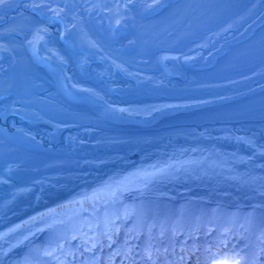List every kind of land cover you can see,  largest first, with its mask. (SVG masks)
Returning a JSON list of instances; mask_svg holds the SVG:
<instances>
[{
    "label": "bare ground",
    "instance_id": "1",
    "mask_svg": "<svg viewBox=\"0 0 264 264\" xmlns=\"http://www.w3.org/2000/svg\"><path fill=\"white\" fill-rule=\"evenodd\" d=\"M173 1L8 0L0 7V137L21 149L18 159L0 167V253L19 252L0 264H26L33 238L39 246H61V240L52 239L63 234L62 226L72 216L144 188L151 199L156 189L186 183L199 188L208 181L209 193L247 198L251 220L258 219L256 211L264 208V201H256V195L264 194V122L104 133L44 120L21 94L4 42L12 34L63 99L116 124L145 126L165 115L264 89V62L227 84L200 85L189 75L211 66L252 34L264 21V0H252L242 13L178 55L157 58L159 74L153 76L127 71L92 44L96 38L110 51L129 53L135 19H151ZM20 23L29 27L25 35ZM30 155L45 157L25 165ZM156 169L162 171L145 175ZM201 196L197 204L202 211L209 201ZM161 199L170 198L164 194ZM141 208L148 215L158 207L148 203Z\"/></svg>",
    "mask_w": 264,
    "mask_h": 264
},
{
    "label": "rangeland",
    "instance_id": "2",
    "mask_svg": "<svg viewBox=\"0 0 264 264\" xmlns=\"http://www.w3.org/2000/svg\"><path fill=\"white\" fill-rule=\"evenodd\" d=\"M193 182V181H192ZM208 183V181H206L205 183L202 181V185L199 187V188H196L190 184H184L183 186H178L176 185L177 187L175 189H172V190H169L168 188L167 189H164L165 192L167 194H169V196L171 198H177V199H186V198H190L191 197V194H195V193H204L205 195L207 194V190H206V187L205 185ZM175 184H177L175 182ZM144 190L146 189H143L142 190H139V191H142L141 193L144 194ZM188 190V191H187ZM160 191V190H159ZM131 191L127 192V194H130ZM126 194V193H124ZM213 197H216L217 198V201L218 199L221 200V202H223V204H228V205H231L232 207H241V205L244 204V201L245 200H240L238 196L236 197H229L227 195H219V193H215L212 195ZM262 195L259 194L258 197L260 198ZM216 200V199H215ZM78 215V214H77ZM32 243L34 244H38V240L33 238L31 240ZM8 251V250H7ZM16 251H8V252H2L0 253V263H6V261L9 259V257L12 256V254H14Z\"/></svg>",
    "mask_w": 264,
    "mask_h": 264
},
{
    "label": "snow or ice",
    "instance_id": "3",
    "mask_svg": "<svg viewBox=\"0 0 264 264\" xmlns=\"http://www.w3.org/2000/svg\"><path fill=\"white\" fill-rule=\"evenodd\" d=\"M160 2H161V0H154V5L160 4ZM7 3H8V0H0V7H3ZM154 5H150V7L154 6ZM117 23H119V21H117ZM153 168L155 169V166H153ZM160 171H162V169H156L155 171H153L151 173L145 172V175L146 176H154ZM0 182H3V181H0ZM258 239L260 240V244H261V247L259 248V252H264V229L261 230ZM225 247H227L226 244H225ZM249 247H250V245L247 242L244 243L243 246L239 247V248L236 247V243L232 244V250L235 251L236 256L239 257L240 254L243 252L245 254V257H247V259L245 260V264H259V255L253 254L249 251H246V249H249ZM148 259H151L150 255L148 256ZM153 264H155V261H153ZM236 264H240V261L237 260Z\"/></svg>",
    "mask_w": 264,
    "mask_h": 264
},
{
    "label": "water",
    "instance_id": "4",
    "mask_svg": "<svg viewBox=\"0 0 264 264\" xmlns=\"http://www.w3.org/2000/svg\"><path fill=\"white\" fill-rule=\"evenodd\" d=\"M22 25H24V23L17 24V26H22Z\"/></svg>",
    "mask_w": 264,
    "mask_h": 264
}]
</instances>
